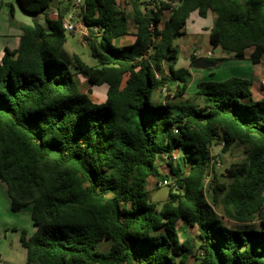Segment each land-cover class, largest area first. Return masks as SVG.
<instances>
[{"label": "trees", "instance_id": "1", "mask_svg": "<svg viewBox=\"0 0 264 264\" xmlns=\"http://www.w3.org/2000/svg\"><path fill=\"white\" fill-rule=\"evenodd\" d=\"M16 1L33 23H14L19 44L0 55V182L12 210L32 207L37 231L21 238L27 263L185 264L193 256L196 264H264V97L254 99L250 79L232 76L202 80L195 99L183 100L190 71L175 68L174 44L192 12L213 13L212 46L236 59L251 48L258 64L264 0H158L157 11L125 0L130 14L118 0H82L74 16L98 65L61 56L63 18L75 0L55 15L53 0ZM131 23L134 41L115 45ZM76 73L106 84V99L94 102ZM215 144L223 153L240 145L245 158L224 173L213 167L209 199L204 178ZM153 177L172 178L162 205L151 200ZM180 221L196 238L182 239Z\"/></svg>", "mask_w": 264, "mask_h": 264}, {"label": "rangeland", "instance_id": "2", "mask_svg": "<svg viewBox=\"0 0 264 264\" xmlns=\"http://www.w3.org/2000/svg\"><path fill=\"white\" fill-rule=\"evenodd\" d=\"M118 2L120 3L121 7L126 9L130 14V8L125 4V0H118ZM11 4H13V6L15 7V13L13 17L9 13ZM25 20H29L27 22H29L30 24L33 23L32 16L25 13L17 4L16 0H0V43L7 41L8 39H11V42L15 40V38L10 35L13 31V28L16 27L14 23L18 24L20 22H25ZM73 21L77 24L78 30L75 32L66 31L67 41L61 51L62 58L65 60H70L74 64V56L78 55L85 63L89 65H98L97 59H95L91 55L88 44L83 40V29L86 27L85 24L82 22L81 17H76V14ZM39 22L42 24H44L45 22L42 15L39 16ZM213 23V13H210L206 18L199 16L197 11H194L190 14L186 35L184 37H178L174 41V44L178 46L180 50L179 58L176 63L178 68L186 66L185 55L182 52V45L185 39L187 41L190 39V37L192 38L193 36L201 35V42L199 43V45L198 43L192 44L191 55H194L195 52L201 54L208 52L207 50L209 47V42L205 34L207 32L203 31L202 29L205 26H212ZM81 29L82 32L80 31ZM131 32H135V28L132 23ZM211 49L214 51L215 57H217L221 53V49L219 48L211 47ZM256 68H258L259 71L264 72V58L258 66H254L249 58L236 59L233 57H228L218 62L213 67H190L188 68V70L190 71V76H188L190 86L181 98L183 100L195 99L194 93L197 89V84L202 80H224L232 76L251 79ZM79 80L82 90L89 93L91 92L93 100L101 101L102 94L98 91H92L85 76L80 75ZM261 85H264V83L261 82ZM221 148L222 145L220 144H215L213 147V153L215 155L221 154L222 158V166L218 168V173H224L226 168L231 163L241 162L245 158L243 147L240 145L235 144L231 148V150L225 153L222 152ZM161 169L163 174H169L171 176L169 166L164 164ZM153 179V182L149 186L151 200L162 205L168 197L170 187L168 185L160 186L157 183V178L153 177ZM170 180L172 183V178H170ZM207 195L208 198L211 199V194L209 192L207 193ZM10 203L11 202L7 191V186L5 183L0 182V264H28L26 260V248L23 246L21 238L23 230H25L27 238L35 234L37 231V227L32 220V207L31 205H29L24 207L20 211H14L11 209ZM181 224L182 221L179 222V232L182 239H185V237H192L193 239L196 238V228L188 227L185 223L182 225ZM108 247L109 243L107 241H102L101 243H99V248L101 251H106ZM194 263H196L195 259L193 258V256H190L185 264Z\"/></svg>", "mask_w": 264, "mask_h": 264}, {"label": "crops", "instance_id": "3", "mask_svg": "<svg viewBox=\"0 0 264 264\" xmlns=\"http://www.w3.org/2000/svg\"><path fill=\"white\" fill-rule=\"evenodd\" d=\"M65 0H53L52 1V3H51V9H50V14H52V15H55V13L57 12V8H58V6H60L63 2H64ZM53 10V11H52ZM42 17L44 18V14H42ZM31 19V18H30ZM188 20H189V18H188ZM188 20H187V24H188ZM27 21H29V20H25V22H22V23H25V24H30L29 22H27ZM33 22V21H32ZM187 24H186V32H187ZM212 26H210V27H208V26H205V27H203V31H206L207 33H205L206 34V36H207V40H208V42H209V30H210V28H211ZM135 33V32H134ZM134 33H132L131 32V29H130V34H128V35H124V36H121V37H118V38H116L115 40H114V43L116 44V45H118V46H122V45H125V44H130V43H132L133 41H134ZM11 36H13L14 38H15V40H13L12 42L10 41L11 39H8L7 41H4V42H1L0 43V55H2L3 54V52H4V49H5V47H9V48H11V49H14V48H16L17 46H18V44H19V39H20V35H21V30L18 28V27H14L13 28V31H12V33L10 34ZM186 35V34H185ZM185 35H182L183 37L185 36ZM133 37V38H132ZM181 37V36H180ZM190 37V36H189ZM200 37H201V35H199V36H193L192 38L190 37V39L189 40H187L186 41V39H185V41L183 42V45H182V52H183V54L185 55V59H186V66H184L185 68L187 67V68H190V67H192V65H191V61H192V55H191V49H192V44L193 43H198V45H199V43L201 42V39H200ZM184 40V39H183ZM212 48H214L213 46H212V44L209 42V47H208V52H206V53H202V55H204V56H207L209 53H211V57H215V53H214V51L211 49V47ZM178 47V46H177ZM217 48H219V49H221L220 47H217ZM251 51H252V49L250 48V49H247L246 50V52H245V58H249L250 57V54H251ZM178 52H179V54H180V50H179V48H178ZM217 57H226V58H230L231 57V55H229V54H226V53H224L223 51H222V49H221V53L217 56ZM264 58V57H263ZM263 58L261 59V61L258 63V64H253L252 62V64L254 65V66H258L261 62H262V60H263ZM165 67H166V69L168 68V65L167 64H165ZM175 68H178V66L177 65H175ZM179 68H181V67H179ZM80 75H83V74H81V73H76L75 74V78L77 79V81H78V84H79V87H80V89L82 90V88H81V86H80V80H79V76ZM84 76V75H83ZM86 78V77H85ZM87 79V78H86ZM251 81H252V85H251V91H252V93H253V97H254V99H261V98H263L264 97V85H261V82H263L264 83V72H262V71H259L258 70V68H256L255 69V71H254V73H253V77L250 79ZM87 82H88V84H89V86H90V88L92 89V91L93 92H95V91H98V92H100L101 94H102V97H101V101H95V100H93V98H92V96H91V92L89 93V92H87V91H84V90H82L83 92H86V93H88V95L90 96V98L94 101V102H103L105 99H106V91H107V85L106 84H103V85H99V86H97V85H92V84H90L89 83V81H88V79H87ZM190 86V85H189ZM171 92V97L173 96V91H170ZM169 92V93H170ZM166 93V91H164V90H162V92H160V94H165ZM160 164H162V167L164 166V162L162 161V160H160ZM153 178H151L150 179V182H149V186H150V184L153 182ZM148 186V187H149ZM150 188V187H149ZM227 220V223L229 224V225H233V226H236L237 225V222H235V221H232V220H228V219H226ZM185 222H183L182 221V224H184ZM255 224H257L258 225V223H259V221L258 220H256L255 222H254ZM181 224V225H182ZM186 224V223H185ZM187 225V224H186ZM188 226V225H187ZM188 227H190V226H188Z\"/></svg>", "mask_w": 264, "mask_h": 264}, {"label": "built area", "instance_id": "4", "mask_svg": "<svg viewBox=\"0 0 264 264\" xmlns=\"http://www.w3.org/2000/svg\"><path fill=\"white\" fill-rule=\"evenodd\" d=\"M144 1L150 2V4H148L149 9H153V10L157 11L158 7L156 6V2L158 0H144ZM81 3H82V0H75L74 5H73V9L71 11H69L68 14L63 18V27L65 28L66 31L75 32V31L78 30V26H77L76 23H74L73 20H74V12L79 8ZM55 14H57V12ZM80 31L82 32V29ZM83 33L84 34L88 33L86 27L83 29ZM194 56L199 58V57H202L204 55H202L201 53L195 52ZM204 57H211V53H209L207 56H204ZM221 145H223V144H221ZM213 147H214V145H211L212 154L215 155L213 153ZM214 166L216 168H219V167L222 166V160L219 157V155H215V157L211 160V165L209 167V172L205 175L204 188L206 190V193H208V192L210 193L209 186H210L211 180L213 179V175H214L213 167ZM157 183L160 186L170 185L171 184V180L164 179V180L158 181ZM194 264H196V263H194Z\"/></svg>", "mask_w": 264, "mask_h": 264}, {"label": "water", "instance_id": "5", "mask_svg": "<svg viewBox=\"0 0 264 264\" xmlns=\"http://www.w3.org/2000/svg\"><path fill=\"white\" fill-rule=\"evenodd\" d=\"M215 65L216 64L214 62L209 61V60H207L206 57L202 56L193 62L192 67H194V68H209V67H213Z\"/></svg>", "mask_w": 264, "mask_h": 264}]
</instances>
